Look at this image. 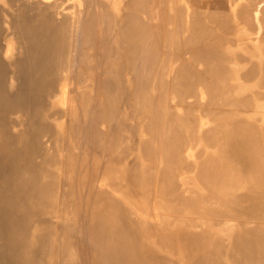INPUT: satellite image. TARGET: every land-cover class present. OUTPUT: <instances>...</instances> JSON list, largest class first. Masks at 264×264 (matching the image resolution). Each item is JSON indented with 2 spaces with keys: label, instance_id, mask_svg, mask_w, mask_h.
Segmentation results:
<instances>
[{
  "label": "bare ground",
  "instance_id": "bare-ground-1",
  "mask_svg": "<svg viewBox=\"0 0 264 264\" xmlns=\"http://www.w3.org/2000/svg\"><path fill=\"white\" fill-rule=\"evenodd\" d=\"M0 264H264V0H0Z\"/></svg>",
  "mask_w": 264,
  "mask_h": 264
}]
</instances>
